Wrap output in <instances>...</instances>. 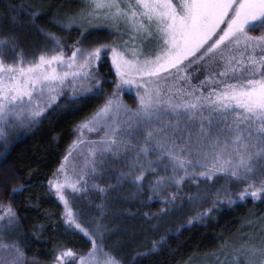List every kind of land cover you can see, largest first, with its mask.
<instances>
[{
    "label": "snow or ice",
    "instance_id": "obj_1",
    "mask_svg": "<svg viewBox=\"0 0 264 264\" xmlns=\"http://www.w3.org/2000/svg\"><path fill=\"white\" fill-rule=\"evenodd\" d=\"M38 17L33 12V19ZM95 21H107L118 34L116 38L86 46L87 37L81 32L67 57L54 32L46 33L52 41L51 54L42 52L32 60L17 52L9 62L8 50L17 47L15 38L0 40V122L31 123L57 101L65 87L70 89L67 104L79 103L90 93L104 94L96 65L110 55L116 76L113 91L80 126L102 133L90 141L85 170L96 173L106 154L119 158L131 153V168L141 157L151 156L162 163L166 160L165 167L172 169L171 176H158L150 182L154 192L169 182L179 187L199 167L198 175L208 180L222 173L245 182L241 200L246 196L259 199L264 193V0H83L76 12L56 23L70 29ZM147 38L157 42L150 54L142 48ZM201 72L203 79L197 77L194 84L195 74ZM126 85L136 86L135 109L121 102L120 92ZM143 167L134 176L135 183L145 179ZM131 168L122 175L131 174ZM257 172L258 181L253 179ZM87 174L84 171L80 179ZM76 183L79 180L69 184L74 191L79 190ZM53 186L64 201L66 222L88 236L68 209L63 185ZM20 190L14 188L13 193ZM221 196L229 204L236 203L230 190L217 192L218 199ZM17 224L16 213L9 206L0 215V233ZM252 239L248 237L234 253L236 264L240 255L246 264H257V253L258 264H264V237L259 247L249 244ZM0 248L6 252L0 264H25L16 243L0 242ZM97 251L92 239L88 258ZM74 256L70 249L64 250L53 264H64L66 257ZM78 259L85 264L84 256ZM96 264L120 261L105 253L104 260Z\"/></svg>",
    "mask_w": 264,
    "mask_h": 264
},
{
    "label": "rangeland",
    "instance_id": "obj_2",
    "mask_svg": "<svg viewBox=\"0 0 264 264\" xmlns=\"http://www.w3.org/2000/svg\"><path fill=\"white\" fill-rule=\"evenodd\" d=\"M74 25L87 30L107 27L114 31L107 21H95L82 26L80 24ZM136 43L140 45V40L138 39ZM156 43L153 38L145 39L142 45L144 53L154 52ZM71 47L64 46L66 57L71 56ZM45 54L50 55L51 51ZM9 55L7 54V59L11 62L15 56L14 53ZM38 58L39 56L29 59L25 57L26 60ZM106 58L111 61L110 55L105 56L102 61ZM193 58L189 57V59ZM102 61L98 62L97 68ZM203 75V72L195 74L192 82L197 83V77L203 79ZM180 83L183 84V81ZM136 91L135 85L123 86L120 92L121 102L129 108L135 109L138 103ZM62 92L63 94L52 106L61 98L70 95L68 87H65ZM127 94L133 96L135 105L128 102ZM51 107H47L31 123L39 120ZM26 123L28 122L23 124L13 122L11 119L8 122H0V146L4 144L3 135L6 131L18 129ZM80 126L77 128L76 138L66 155L67 159L64 160L57 174L49 183L53 197L61 204V223L69 239L58 240L55 244H49L48 249L52 257L49 262L43 263L35 260L31 264H53L57 254L69 249L75 256L66 257L64 264H80L78 257L81 255L85 257V264H96L97 260L101 262L104 260L105 253L114 256L120 261V264H126L116 252L120 245L126 244L128 240L126 233L129 234L133 229L139 230L141 228L140 221H145L146 224L142 222L144 225L151 224L150 226L155 229L161 226L170 227V232H176L196 224L202 227H213L209 240L200 243L193 249L194 256L189 264H236L234 253L240 249L245 240H248V237L253 238L249 241L250 245L259 247L260 239L264 237V193L260 194L259 199L254 200L251 196H246L241 200L239 193L247 186L245 182L237 181L222 173L214 176L212 180H208L198 175L201 170L199 167L191 175L186 176L179 187L175 183L169 182L154 192L149 186L150 182H154L158 176H171V166L165 167L166 160L162 163L150 156L149 158L141 157L135 168H131L133 158L131 153L119 158L106 154L104 163L98 164L97 172L93 174L84 169V160L88 155V149L92 147L90 141L97 140L102 133L90 132L86 128L81 130ZM148 159L152 160L151 167L148 166ZM141 165L144 166L145 179L138 184L134 182V176L139 174ZM130 168L131 174L122 175V173H129ZM153 168L155 171H152ZM84 171H87L88 174L80 179ZM180 175L183 173L181 172ZM259 178V172H257L253 179L258 181ZM77 180L79 183H76V188L79 190L74 191L69 184L75 183ZM57 183L63 185L61 191L68 201V209L71 210L76 223H79L89 233L88 236L76 228L75 224L66 222L67 210L64 201L56 195V188L53 186ZM100 188H103L104 191L101 192ZM226 190H230L236 203L229 204L222 196L218 199L217 192L224 193ZM173 194H175V199H172ZM155 203L163 204L164 208L159 212H151L147 207H151ZM125 205L128 206L125 207ZM235 207L242 208L241 220L236 221L231 214H226L222 218L224 213L233 211ZM6 209V206L0 204V215H5ZM175 225V229L171 228ZM7 234L9 231L0 233V242L9 243L6 240ZM92 239L96 241L98 251L95 257L89 259L88 254L92 251ZM165 240L163 239L156 244L151 252H157ZM143 255L140 256L143 257ZM5 256V250L0 248V259H4ZM23 258L25 264H28L27 259ZM256 259L258 264L259 253L256 254ZM239 264H246L243 255H240Z\"/></svg>",
    "mask_w": 264,
    "mask_h": 264
},
{
    "label": "trees",
    "instance_id": "obj_3",
    "mask_svg": "<svg viewBox=\"0 0 264 264\" xmlns=\"http://www.w3.org/2000/svg\"><path fill=\"white\" fill-rule=\"evenodd\" d=\"M82 3V0H0V40L15 38L17 47L9 49L8 54L16 56L20 52L27 59L50 52L52 41L46 36L48 32L60 37L63 46H72L81 32L87 37L86 46L113 41L117 35L107 27L87 30L73 25L69 29L56 23L57 19L76 12ZM33 12H38L39 17L33 19ZM98 69L104 94L87 95L76 104H67V97H63L36 122L8 130L3 135L0 204L10 206L18 220L6 240L21 248L28 264L35 260L49 262L52 258L49 244L69 239L61 223V204L53 197L49 183L62 166L78 126L90 118L113 91L116 76L111 61L104 59ZM126 99L135 105L132 95L127 94ZM14 188L21 190L13 193ZM147 208L159 212L164 205L155 203ZM241 211V207H235L222 218L231 214L236 221L241 220ZM142 222L139 230L126 233V244L120 245L116 252L126 264H189L194 256L193 249L209 240L213 228L196 224L170 232V227L155 229ZM171 228L175 229L176 225ZM163 239L166 240L159 250L151 252Z\"/></svg>",
    "mask_w": 264,
    "mask_h": 264
}]
</instances>
